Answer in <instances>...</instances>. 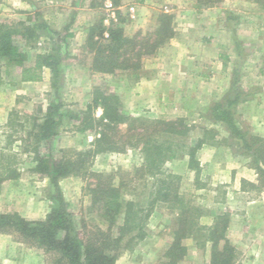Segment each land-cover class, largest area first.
Segmentation results:
<instances>
[{"label": "rangeland", "instance_id": "rangeland-1", "mask_svg": "<svg viewBox=\"0 0 264 264\" xmlns=\"http://www.w3.org/2000/svg\"><path fill=\"white\" fill-rule=\"evenodd\" d=\"M111 2L114 19L107 16L105 0H93L89 6L86 0H0L1 22L45 25L36 29L38 38L16 39L27 54L28 64L34 62L37 53L52 52L61 58L56 91L51 87L48 68L36 83L21 82L17 66L5 64L1 68L0 213L45 219L56 205L51 196L57 192L45 176L32 170L34 160L29 150L33 138L28 135L32 122L58 98L67 115L49 149L42 151L60 158L91 149L95 133L81 130L82 112L91 103L94 90L100 89L117 94L126 114L150 119L183 118L190 128L184 142L203 141L195 154L198 170L188 167L184 153L164 166L166 172L177 176L176 189L199 214L194 221L200 232L194 230L193 236L182 239L186 252L178 264H209L210 244L201 233H206L205 228L221 215L228 218L225 235L235 249L233 264H264V149L254 155L223 122H213L207 116L212 103H226L237 95L231 106L236 127L262 138L259 144H264V0H207L208 6L203 0ZM60 12L65 14L62 18ZM161 12L172 15L174 35L143 59L140 70V78L150 77L156 88L146 85L137 89L140 78L133 79L127 71L91 70L92 55L85 45L90 26L99 21L104 27L119 25L132 36L154 29ZM215 34L219 37L213 46ZM68 113H80V120ZM91 113L98 117L101 109L97 107ZM204 144L210 148L200 155ZM141 162L140 152L134 149L98 153L88 159L87 173L78 171L58 181L72 228L84 241L101 242L107 232V222L91 202L92 171L114 174L116 183L123 177L128 182L123 188L125 198L139 201L147 210L145 236L138 240L125 236L111 251L114 264H163L164 253L173 240L175 209L159 201L153 206L147 204L150 188L157 183L148 179L145 187L144 180L138 179L132 191L128 173ZM10 169L15 170L13 177L8 176ZM238 187L243 192H237ZM121 222L120 215L110 229L112 236L117 235ZM0 264L48 263L41 249L15 234L0 233Z\"/></svg>", "mask_w": 264, "mask_h": 264}, {"label": "trees", "instance_id": "trees-1", "mask_svg": "<svg viewBox=\"0 0 264 264\" xmlns=\"http://www.w3.org/2000/svg\"><path fill=\"white\" fill-rule=\"evenodd\" d=\"M203 2L208 6L207 0ZM44 26L41 22L25 26L22 22L13 25L0 21V71L5 64L17 66L20 69L19 80L32 82L42 80L43 69L48 68L51 87L56 91L60 86L61 58L52 52L37 53L34 62L28 64L27 54L16 40L18 36L26 41L38 38L36 29ZM173 35L172 15L167 12L159 14L158 24L154 29L132 36L126 35L119 25L104 27L99 21L89 27L85 41L86 48L92 55L90 68L98 73L127 71L130 77L139 79L143 59L153 55ZM93 95L86 111L82 112L85 116L81 119V130H93L95 133L90 143L91 149L77 151L74 157L64 155L56 158L47 156L42 151L49 149L58 133V126L67 115L58 98L48 104L39 119H34L28 132L33 138L29 150L34 160L32 170L45 176L56 190L57 193L51 196L56 205L42 220H28L16 212L0 213V233L15 234L31 246L41 249L48 264H114L115 256L111 251L118 247L125 236L137 240L145 236V223L149 214L147 210L139 201L125 198L123 188L127 187L128 182L123 177L116 183L113 180L114 174L92 171L90 173L93 180L89 188L91 202L107 222V232L101 242L84 241L79 231L72 228L71 214L66 210V203L59 194L58 181L78 171L87 173L88 159L98 153L134 149L140 152L142 162L133 172L128 173L131 174L129 182L132 183V191L136 180H144L142 185L146 187L147 180L151 179L152 184L156 182L157 185L150 188L148 194L151 198L147 204L153 206L159 201L176 211V228L172 231L173 240L164 253L163 264H178L186 252L182 239L193 236L194 230L200 232L201 228L195 227L194 218L199 215L196 208L190 206L176 189L177 176L166 172L164 166L184 153L188 167L198 170L195 154L203 143L202 139L194 144L184 142L190 128L183 118L150 119L133 116L122 111L117 94L95 89ZM237 100L236 95L233 99L226 100V103H212L207 109V116L213 122H223L231 133L242 140L243 148L252 150L254 155H260L261 149H264V144H259L263 141L262 138L245 134L236 127L232 119L231 106ZM97 107L101 109V114L94 117L91 110ZM68 115L80 120V113ZM8 171V176L13 177L15 170ZM120 215L122 222L117 227V235L112 236L110 229ZM227 222V216H218L210 227L205 228L207 234L201 233L205 236L204 241L210 244L209 264L234 262L235 249L225 235Z\"/></svg>", "mask_w": 264, "mask_h": 264}, {"label": "crops", "instance_id": "crops-1", "mask_svg": "<svg viewBox=\"0 0 264 264\" xmlns=\"http://www.w3.org/2000/svg\"><path fill=\"white\" fill-rule=\"evenodd\" d=\"M27 0H24V2H26ZM87 2H88V6L92 3V1L93 0H86ZM140 1H142V0H140ZM75 2L77 3V0H75ZM79 3V2H78ZM58 15L60 16V18H62L63 17V15H65L63 12H60V13H58ZM80 33V32H79ZM82 34H83V32H82ZM84 37L85 36H83V38H82V40H84ZM218 34H215V36H213L212 37V39H211V44L213 45V46H215L216 45V43H217V41H218ZM219 56H220V54H219ZM30 83H36V82H34V81H32V82H30ZM150 86V88L152 87H154V88H156V82H154L150 77L149 78H140L139 79V81L137 82V84H136V88L137 89H140V87L141 88H144V86ZM208 148H210V146L209 145H206V144H204L203 145V147H202V149H201V151H200V155L201 154H203V151H207L208 152ZM203 156V155H202ZM241 179V178H240ZM237 189V188H236ZM239 190V191H238ZM237 192H243V191H241L240 189H239V187H238V189L236 190Z\"/></svg>", "mask_w": 264, "mask_h": 264}, {"label": "built area", "instance_id": "built-area-1", "mask_svg": "<svg viewBox=\"0 0 264 264\" xmlns=\"http://www.w3.org/2000/svg\"><path fill=\"white\" fill-rule=\"evenodd\" d=\"M106 13L109 18H115V10L111 0H105Z\"/></svg>", "mask_w": 264, "mask_h": 264}]
</instances>
